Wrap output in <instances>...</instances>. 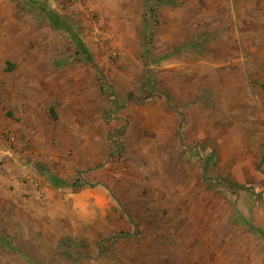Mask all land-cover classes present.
Segmentation results:
<instances>
[{"label":"rangeland","instance_id":"374dc122","mask_svg":"<svg viewBox=\"0 0 264 264\" xmlns=\"http://www.w3.org/2000/svg\"><path fill=\"white\" fill-rule=\"evenodd\" d=\"M0 125V264H264V0H0Z\"/></svg>","mask_w":264,"mask_h":264},{"label":"trees","instance_id":"16d2710c","mask_svg":"<svg viewBox=\"0 0 264 264\" xmlns=\"http://www.w3.org/2000/svg\"><path fill=\"white\" fill-rule=\"evenodd\" d=\"M54 22L57 24H62L61 18L59 16H57L55 18ZM78 42H79L78 43L79 46L81 47V51L87 56L88 59H91L92 56H91L89 50L87 49V47L84 45V43L80 39H78ZM102 88L105 91L108 90V88L104 84H103ZM110 92L113 95V98H114V96L117 97L112 90ZM52 178L55 179L58 184H59V182H60V184H66V181L59 179L55 175H53ZM225 183H226V188H229L231 193H234V192L238 191L239 189H249V186L242 185V184H239L237 182H232L231 180H228V179L225 180ZM220 187L224 188V185H221Z\"/></svg>","mask_w":264,"mask_h":264},{"label":"crops","instance_id":"0c3cea01","mask_svg":"<svg viewBox=\"0 0 264 264\" xmlns=\"http://www.w3.org/2000/svg\"><path fill=\"white\" fill-rule=\"evenodd\" d=\"M4 122H5V125H8L9 127H11V125L12 124H9V123H7V122H9L8 120H3ZM10 129V128H9ZM0 139L2 140V136L0 135ZM2 145H3V143H1ZM2 145L0 146L1 148H2ZM0 148V152H9L8 150H6V148L4 149V148H2L1 149ZM8 154V153H7ZM6 177H8V178H10L11 179V181L12 182H18V180H16V179H13V175H8V176H6ZM4 182H6V181H8L7 179H2ZM6 180V181H5ZM4 182H2V184L4 183ZM19 183V182H18ZM49 183L51 184V186H53V187H57V186H55V184H54V179H49ZM2 184H0V186L2 185ZM6 183H4L3 184V186L5 185ZM59 186H60V184H59ZM47 189H46V191H48V192H50V191H52V189L48 186V187H46ZM75 199H77V197L75 196Z\"/></svg>","mask_w":264,"mask_h":264},{"label":"built area","instance_id":"2783aa9c","mask_svg":"<svg viewBox=\"0 0 264 264\" xmlns=\"http://www.w3.org/2000/svg\"><path fill=\"white\" fill-rule=\"evenodd\" d=\"M80 2H84V1H86V0H79ZM0 135L2 136V137H8L10 140H15V137H14V135L12 134V132L10 131V129H8V128H5V127H2L1 125H0ZM4 162H3V159L2 158H0V175H1V173H2V171H3V167H4Z\"/></svg>","mask_w":264,"mask_h":264}]
</instances>
